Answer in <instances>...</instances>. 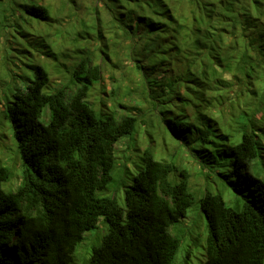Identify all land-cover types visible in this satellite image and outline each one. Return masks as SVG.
<instances>
[{"label":"trees","instance_id":"1","mask_svg":"<svg viewBox=\"0 0 264 264\" xmlns=\"http://www.w3.org/2000/svg\"><path fill=\"white\" fill-rule=\"evenodd\" d=\"M83 1L0 0V264H172L197 201L202 264H264V0ZM158 130L239 195L197 196Z\"/></svg>","mask_w":264,"mask_h":264},{"label":"rangeland","instance_id":"2","mask_svg":"<svg viewBox=\"0 0 264 264\" xmlns=\"http://www.w3.org/2000/svg\"><path fill=\"white\" fill-rule=\"evenodd\" d=\"M83 2L88 6H93L95 4V0H84ZM78 58V55L74 57H68V59L66 60L68 67L59 68V70H51L53 82L52 87L54 89L66 85H68L69 88H76V85L71 81L70 70L74 66V63L79 60ZM105 78L108 88H110L112 85L116 86L120 82V76L118 74H115L114 80L108 78V76H106ZM72 91L73 90H70V92ZM125 104L136 105L134 101L131 100V98L125 100ZM121 110L125 111V108H122ZM135 112L139 113L138 110H135ZM142 133L140 134V142L144 143L145 145L148 142L143 138ZM154 134H156V132H154ZM156 138L158 142L157 157L163 160H173L179 165H184L185 167H187L192 173L190 183L192 186L191 190L195 193L197 192V196H200L201 194L199 193L204 192L206 188L213 192L221 191L224 198H228V196L231 194H233V196L236 194L235 190L230 187V185L225 184L227 183V181L219 174L214 172H210L208 176L201 173L197 174V172L200 170L201 163L196 161V157L194 158L187 151H183L182 148L177 145L179 142L172 138V136L169 135V132H167V146L165 144H162V141L160 140L161 137L159 135V130L157 131ZM127 142L128 138H123L116 144L117 155H119L120 157L126 150ZM117 199L120 205L124 204L122 191H120ZM173 227L175 228L172 230L174 232L173 234L177 236L179 235L181 237V233H179V230L181 229L183 231V238L181 239L180 248L172 264H202L205 261L207 218L205 213L201 210L199 202L197 201L193 203L188 208L186 217L182 218L181 221H179L177 224L171 226L170 229ZM97 231L98 229H95V231L91 230L85 233L86 239L78 244L75 251L76 255L87 257L89 259L92 252V246L98 245L101 242V240L99 242L96 240L97 237H103V234H105L107 230L105 228H102L101 231L99 230L100 233L99 231ZM94 233L96 235L95 237L91 235ZM91 236L92 238H90ZM189 252L190 256L188 261H186L187 259H185V256H187V253Z\"/></svg>","mask_w":264,"mask_h":264}]
</instances>
